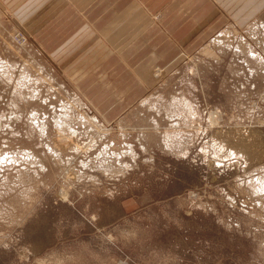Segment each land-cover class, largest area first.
<instances>
[{
	"label": "rangeland",
	"instance_id": "1",
	"mask_svg": "<svg viewBox=\"0 0 264 264\" xmlns=\"http://www.w3.org/2000/svg\"><path fill=\"white\" fill-rule=\"evenodd\" d=\"M257 14L106 122L0 6V264H264Z\"/></svg>",
	"mask_w": 264,
	"mask_h": 264
},
{
	"label": "crops",
	"instance_id": "2",
	"mask_svg": "<svg viewBox=\"0 0 264 264\" xmlns=\"http://www.w3.org/2000/svg\"><path fill=\"white\" fill-rule=\"evenodd\" d=\"M0 6L101 119L113 122L158 85L152 72L166 76L229 24H248L264 0H0Z\"/></svg>",
	"mask_w": 264,
	"mask_h": 264
},
{
	"label": "bare ground",
	"instance_id": "3",
	"mask_svg": "<svg viewBox=\"0 0 264 264\" xmlns=\"http://www.w3.org/2000/svg\"><path fill=\"white\" fill-rule=\"evenodd\" d=\"M256 40V39H255Z\"/></svg>",
	"mask_w": 264,
	"mask_h": 264
}]
</instances>
